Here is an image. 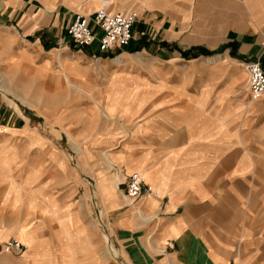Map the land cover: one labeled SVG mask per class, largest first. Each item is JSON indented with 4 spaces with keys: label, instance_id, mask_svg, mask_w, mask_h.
I'll use <instances>...</instances> for the list:
<instances>
[{
    "label": "crops",
    "instance_id": "1",
    "mask_svg": "<svg viewBox=\"0 0 264 264\" xmlns=\"http://www.w3.org/2000/svg\"><path fill=\"white\" fill-rule=\"evenodd\" d=\"M91 1L81 7L69 3V8L48 0L43 4L0 0V55L21 59L9 63L7 72L0 70V77L6 78V85L0 81V253L4 242L20 239L22 251L8 253L21 254V264L55 263L42 246L47 238L36 234L44 223L55 222L56 243L70 244L74 253L91 251L94 240L86 235L87 243L78 248L79 229L88 225V212L80 211L74 202L59 205L52 198L61 190L64 199L73 194L68 181L74 172L62 151L22 109L28 102L43 113L42 105L27 100L41 98L48 81L62 82L60 71L47 79L52 61H45L43 50L66 43L64 49L73 51L58 57L61 64L66 57L68 65H76L71 73L81 66L77 60L97 62L114 57L115 51L119 57L114 61L135 52L142 56L145 51L163 61L221 57L244 67L259 60L264 68V0H108L111 11L134 8L141 15L131 43L106 51L99 50L96 42L80 46L66 32L76 15L82 14L78 10L84 15L94 13L97 1ZM33 58L42 68L26 74L23 61ZM223 66L235 71L224 84L217 76H207L202 83L178 87L165 102L151 105L147 99L152 91L144 77L130 75L129 81H119L113 88L114 75L109 80L103 107L109 116L131 114L127 95L138 96L133 106L141 115L148 109L152 113V123L148 126L141 120L140 130L135 131L134 162L121 155L124 148L113 153L126 166L116 173L122 180L115 190L103 191L105 201L116 206L109 207L113 214L108 219L116 229L123 264H264V95L254 99L249 94L240 101L234 89L247 71L229 63L217 68ZM65 79L76 87L69 77ZM129 83L140 86L118 93ZM84 156L91 164L101 159L87 149ZM129 166L143 167L144 181L157 195L143 193L135 205L124 207L122 187L128 175L138 171H129ZM116 174L114 178L100 175L99 181L103 185L113 178L114 182ZM64 255L60 264H80L74 255ZM94 260L90 254L82 264Z\"/></svg>",
    "mask_w": 264,
    "mask_h": 264
},
{
    "label": "rangeland",
    "instance_id": "2",
    "mask_svg": "<svg viewBox=\"0 0 264 264\" xmlns=\"http://www.w3.org/2000/svg\"><path fill=\"white\" fill-rule=\"evenodd\" d=\"M36 1L40 4L44 3V0ZM48 1L52 2L54 6L63 4L70 8L71 3H74V6L81 7L85 4L88 5L90 0ZM93 1H97V8L100 7L99 5L102 0H92L91 3ZM110 1L112 2L113 0ZM112 6L115 9H119L116 4ZM131 10L137 11L140 17V11L134 8ZM78 11L82 14L84 13L81 10ZM62 31L65 35V27ZM65 45L66 43H63L62 46L58 45V49L47 48L42 51L43 55L47 58L45 61L48 59L52 61V63L48 64L49 67L46 71L47 79L49 80L52 75L58 74L60 71L59 76L62 80L58 85L57 83L48 81L45 91L41 94V98L35 99L31 96L27 100L38 106L42 105L43 113H40L30 103H24L21 100L24 103L22 109L30 117L31 123L46 134L48 141H51L55 148L58 147L62 151L69 169L74 172V177L68 181L69 188L72 187L71 189L74 190L73 194L64 199L63 193L65 191L63 190L62 192L61 190L56 192L52 198L53 202L56 199L59 205L66 204L69 201L74 202L80 211L86 210L88 212V225L79 229L78 248L87 243L85 240L86 235L93 236L94 240L90 244L91 251L86 252V250L80 249L74 253L71 250L70 244L61 245V243H56L59 236L57 235L56 229L58 227L55 222L47 225L44 223L42 227L38 228L36 234L37 236H41V238H47V243L42 244V246L49 249L48 254L55 259L54 264H60L61 259L65 256L64 254L68 255V257L74 255L80 264L90 254L95 258L93 264H123L122 255L116 244V229H114L108 219V216L113 214L112 208L109 207L116 206L111 203L108 204L105 201L104 192L108 193L111 189L115 190L116 185L113 183V178L116 173L123 170L126 166L125 163H119L117 158L113 157V153L124 148L126 150L121 155L129 163L132 164L134 162L135 131L138 128L140 130L141 120L148 126L152 123V113L151 109H148L146 113L141 115L140 110H137L133 106L138 96L127 95L131 96L127 100L133 107L131 108V114L128 116L119 114L109 116L103 108L104 94L107 92L109 80L114 75L111 84L113 88L118 86L117 83L119 81H129L128 79L126 80V77L130 75L144 77L149 83L147 87L152 91L150 98L147 99V102L151 105L157 101L165 102L167 96L173 94L174 91L176 92L174 89L178 87H193L199 82L202 83L207 76H217L219 83L224 84L235 71L233 68L229 69L227 66H223V69H218V65L229 63L234 64V68L239 67L245 72L246 70L240 62L231 59L225 61L226 58L220 60L221 57L218 61H209L203 56L195 59L179 58L173 61H163L145 51H143L142 56L137 55L135 52L124 54L122 60L120 58L114 61V57H119L118 52L115 51L111 52L112 55H115L112 57L113 59L106 58L95 62L94 59L81 58L77 60L81 66L77 68L75 73H71L72 67H76V65H68L66 57L62 59L63 63L61 64L58 57L60 54L68 56L67 53L73 51L71 48L65 50ZM80 54L82 53L80 52ZM72 55L75 56L72 58L78 59V54L72 53ZM19 61H21L19 57H13V55L7 57L6 54H2L0 55V70L7 72L6 67L9 63H18ZM23 64H26V70H22L26 74L28 72L30 75L36 74L37 70L42 68L37 58L31 59V61H23ZM18 70L22 71L21 69ZM34 70L36 71L34 72ZM65 76L69 77L76 87H70ZM1 80L6 85V78L4 76L0 77ZM238 82L234 89V96H237L241 101L242 97L247 98L250 94L248 75L245 78L239 79ZM134 85L137 86L138 84H124V87H121L122 89L118 93L124 95L129 91L128 88L130 89ZM64 88L67 91H64ZM27 110L35 113L37 117L28 115ZM154 118L155 120H159L157 117ZM86 149L91 154L99 153L101 159L97 163L91 164L84 156V150ZM107 155L111 157V162L106 159ZM47 168H51L50 161L47 162ZM133 169L138 170L140 173L143 172L142 166L134 168L129 166V171ZM100 175H109L113 178L102 185L101 181H99ZM121 180L122 178H120ZM91 183L92 186H90ZM122 188L126 192V187ZM91 189L94 190L92 191ZM121 192V203L127 205L124 207H130L129 204L135 203L132 199H129L127 194H124L123 191ZM94 197L98 198L100 204L99 215L103 218V222L96 217L95 208L91 203V198L94 200ZM21 257V254L3 252L0 253V264H21Z\"/></svg>",
    "mask_w": 264,
    "mask_h": 264
},
{
    "label": "built area",
    "instance_id": "3",
    "mask_svg": "<svg viewBox=\"0 0 264 264\" xmlns=\"http://www.w3.org/2000/svg\"><path fill=\"white\" fill-rule=\"evenodd\" d=\"M108 0H102L91 15L77 14L75 19L66 27L67 34L80 46L97 43L99 50L106 51L128 46L133 38V27L139 14L135 10L111 11ZM251 97L261 98L264 95V68L259 60L247 62L245 65ZM92 186V183L90 184ZM92 191L94 189H91ZM143 193L157 192L146 185L139 171L131 172L127 177L126 194L132 201L137 200ZM96 217L103 222L99 215L100 204L97 197L91 198ZM23 243L18 238H11L1 245L3 252L20 253Z\"/></svg>",
    "mask_w": 264,
    "mask_h": 264
},
{
    "label": "bare ground",
    "instance_id": "4",
    "mask_svg": "<svg viewBox=\"0 0 264 264\" xmlns=\"http://www.w3.org/2000/svg\"><path fill=\"white\" fill-rule=\"evenodd\" d=\"M101 3H102V1L100 2V5H101ZM100 5H99V6H100ZM108 161H109V159H108ZM110 162H111V161H110ZM112 164H113V163H112ZM141 174H142V173H141ZM116 175H117V178L115 177V180H114L113 183L117 186L118 183H119L118 181H120V176H119V174H116ZM142 175H143V174H142ZM143 177H144V176H143ZM116 179H117V181H116ZM147 219H148V218H147ZM145 220H146V219H145Z\"/></svg>",
    "mask_w": 264,
    "mask_h": 264
},
{
    "label": "water",
    "instance_id": "5",
    "mask_svg": "<svg viewBox=\"0 0 264 264\" xmlns=\"http://www.w3.org/2000/svg\"><path fill=\"white\" fill-rule=\"evenodd\" d=\"M32 116H35L32 112H29Z\"/></svg>",
    "mask_w": 264,
    "mask_h": 264
}]
</instances>
